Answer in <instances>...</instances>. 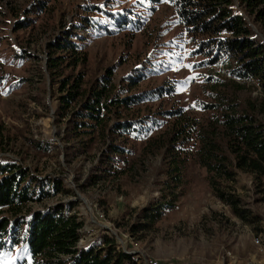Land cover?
Segmentation results:
<instances>
[{
	"label": "rangeland",
	"instance_id": "obj_1",
	"mask_svg": "<svg viewBox=\"0 0 264 264\" xmlns=\"http://www.w3.org/2000/svg\"><path fill=\"white\" fill-rule=\"evenodd\" d=\"M124 8L142 19V28H118L106 20L112 32L102 29L91 35L78 25L88 11L101 15L102 10L109 13ZM245 17L254 36L264 42V25L253 15L245 13ZM75 33L88 38L87 80L112 68L114 82L124 84L125 90L129 89L126 76L141 75L130 93L163 85L174 87L139 105L133 112L136 115L181 107L202 117L194 102L201 97L205 74L209 69L224 72L202 63L205 56L197 49L198 40L181 22L171 0H0V160L20 163L39 176H61L74 191L30 203L26 210L75 200L78 205L73 212L85 221L80 247L98 243L109 232L134 252L141 264L149 257L159 258L163 264H220L225 248L242 261L264 263L254 244L255 236L264 237V185L248 172L238 170L234 189L243 197L244 206L258 215L257 221L236 216L217 199L206 182L205 168L189 159L188 184L177 209L152 229L137 233L132 225L139 210L159 196L166 179L168 160L162 150L148 149L149 140H137L132 144L128 173L85 188L79 186L103 171L100 165L106 142L97 141L86 151L74 147L78 143L66 134L68 117L58 114L60 84L52 83L46 65L53 41ZM244 86L238 92L243 102L263 96L253 81ZM156 115L161 128L153 136L155 141L175 123L166 114ZM260 118L264 121V111ZM37 141L47 142L52 149L38 150ZM15 263L13 252L0 257V264Z\"/></svg>",
	"mask_w": 264,
	"mask_h": 264
},
{
	"label": "trees",
	"instance_id": "obj_2",
	"mask_svg": "<svg viewBox=\"0 0 264 264\" xmlns=\"http://www.w3.org/2000/svg\"><path fill=\"white\" fill-rule=\"evenodd\" d=\"M171 1L181 22L197 38V49L205 56L202 63H223L222 71L229 76L212 69L206 72L201 97L194 102L202 117L181 107L136 115L133 112L139 105L174 87L163 85L130 93L141 75L126 76L129 89L125 90L124 84L114 82L112 68L87 80L88 38L79 33L58 37L49 46L46 65L52 83L60 84L58 114L68 117V139L85 151L97 141L106 142L100 165L103 171L79 186L85 188L128 173L132 144L149 140L148 149L162 150L168 160L167 175L159 196L139 210L132 225L134 233L152 229L177 209L188 184L189 159L205 168L206 182L217 199L236 216L257 221L258 215L244 206L243 197L235 191L234 181L242 170L264 185V121L260 118L264 111V42L254 36L245 17V13L253 15L264 25V0ZM89 12L78 25L91 35L102 29L112 32L106 20L123 29L143 26L142 19L127 8L109 13L102 10L101 15ZM244 79H254L263 96L243 102L238 92L245 88L240 82ZM157 113L166 114L175 123L155 141L153 136L161 128ZM35 146L44 152L52 149L44 141ZM73 193L61 176H39L20 163L0 160V257L13 252L15 264H141L109 232L98 243L80 247L85 221L73 212L78 205L75 200L26 210L30 203Z\"/></svg>",
	"mask_w": 264,
	"mask_h": 264
},
{
	"label": "built area",
	"instance_id": "obj_3",
	"mask_svg": "<svg viewBox=\"0 0 264 264\" xmlns=\"http://www.w3.org/2000/svg\"><path fill=\"white\" fill-rule=\"evenodd\" d=\"M213 67H218V69L225 70V66L223 63H220L218 66L216 65H212ZM253 81L254 84H256V81L254 79L251 80H241V83H245V82H250ZM100 216L103 218L104 214L101 213ZM254 244L256 247V253L259 255H263L264 256V237L262 236V234L257 235L254 237ZM122 246V245H121ZM123 249H125L126 251L130 252V253H134L131 250L129 251L126 247L122 246ZM257 254H255V256H257ZM254 256V257H255ZM261 260H255V259H251L249 261H242V259L240 257H238V255H236L231 249H224L223 252V258L221 260L220 264H257L258 262H260ZM262 262V261H261ZM142 264H163L161 259L159 258H155V257H149V258H145L144 262ZM264 264V263H261Z\"/></svg>",
	"mask_w": 264,
	"mask_h": 264
},
{
	"label": "snow or ice",
	"instance_id": "obj_4",
	"mask_svg": "<svg viewBox=\"0 0 264 264\" xmlns=\"http://www.w3.org/2000/svg\"><path fill=\"white\" fill-rule=\"evenodd\" d=\"M194 79V78H193Z\"/></svg>",
	"mask_w": 264,
	"mask_h": 264
}]
</instances>
